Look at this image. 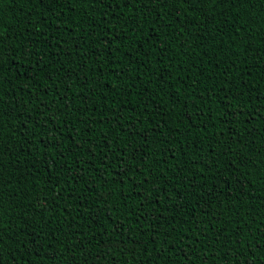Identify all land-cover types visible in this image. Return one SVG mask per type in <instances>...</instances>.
I'll list each match as a JSON object with an SVG mask.
<instances>
[{"label": "trees", "instance_id": "trees-1", "mask_svg": "<svg viewBox=\"0 0 264 264\" xmlns=\"http://www.w3.org/2000/svg\"><path fill=\"white\" fill-rule=\"evenodd\" d=\"M0 264H264V0H0Z\"/></svg>", "mask_w": 264, "mask_h": 264}, {"label": "snow or ice", "instance_id": "snow-or-ice-1", "mask_svg": "<svg viewBox=\"0 0 264 264\" xmlns=\"http://www.w3.org/2000/svg\"><path fill=\"white\" fill-rule=\"evenodd\" d=\"M124 2H130V0H124ZM182 2H185V3H187L188 2V0H182ZM3 246V240L2 239H0V247H2Z\"/></svg>", "mask_w": 264, "mask_h": 264}]
</instances>
